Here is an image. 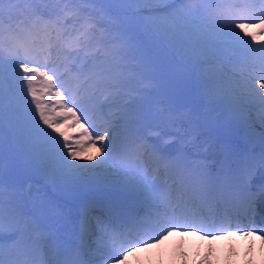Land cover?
<instances>
[{
	"label": "snow or ice",
	"instance_id": "1",
	"mask_svg": "<svg viewBox=\"0 0 264 264\" xmlns=\"http://www.w3.org/2000/svg\"><path fill=\"white\" fill-rule=\"evenodd\" d=\"M245 21L264 34V0H0V264H127L178 230L264 239V43ZM158 59L219 112L214 164L197 107L141 71Z\"/></svg>",
	"mask_w": 264,
	"mask_h": 264
},
{
	"label": "bare ground",
	"instance_id": "2",
	"mask_svg": "<svg viewBox=\"0 0 264 264\" xmlns=\"http://www.w3.org/2000/svg\"><path fill=\"white\" fill-rule=\"evenodd\" d=\"M244 231H250V230L243 229V231H240V233H236V232L223 233V237L227 238L229 246L224 247L220 252H215L218 256L219 255L222 256L220 260L221 263L226 264L227 262H231L232 264H264V243L261 242V238L259 236H256L255 234L244 235L243 234ZM180 236L181 234L174 235L175 238H179ZM162 241L163 239H158V243ZM207 243H209V240L207 241ZM161 244L163 245V243ZM178 244H179L178 241H176L172 247L168 248L169 252L173 251L171 257H169L168 259L169 264H180L181 259L175 252V250L180 251ZM198 244H205V243L199 241ZM155 249L156 247L154 246L141 248L137 253L129 257L127 264H149L147 263L149 258V252L154 251ZM151 257L153 260L152 254ZM194 264H202V263L199 259H197Z\"/></svg>",
	"mask_w": 264,
	"mask_h": 264
},
{
	"label": "rangeland",
	"instance_id": "3",
	"mask_svg": "<svg viewBox=\"0 0 264 264\" xmlns=\"http://www.w3.org/2000/svg\"><path fill=\"white\" fill-rule=\"evenodd\" d=\"M70 6H74V5H70ZM81 8H83V9H85V11L83 12V14L85 15V17H88L90 14L94 17L95 16V13L93 12V6L92 5H90V4H80L79 5ZM198 7H199V5H197ZM105 23L107 22V15H105V21H104ZM254 27V24H249L248 25V28H247V31L248 32H251L252 31V28ZM243 35V34H242ZM142 39H145L144 37H141ZM170 68V67H169ZM170 71L172 72V73H174L175 74V76H176V78H179V75H178V73L175 71V70H173L172 68H170ZM34 87L37 89V91H38V93H41L42 92V85L39 83V81H37L35 84H34ZM168 90H170V91H173L174 93H175V95H174V98L176 97V96H178V97H180L181 95H183L184 94V92H185V86H184V84L183 83H181V84H179L177 87H175V88H167ZM54 91L55 90H53V92L51 93V94H49V98H48V100L46 101L47 102V105H48V107H49V109H51L53 106H54V104H55V101H56V97H55V95H54ZM157 98H164V97H162V96H160V97H157ZM30 99V98H29ZM203 104L206 106L207 105V103H206V101H203ZM57 111H59V109H57ZM53 116H55L56 115V112L54 111L53 113ZM199 116V115H198ZM201 116H199L198 117V120H199V123H200V128H199V131L200 132H202L203 133V135L205 136V140H207L208 142H209V145H212V144H215V146H216V143L215 142H211L210 141V137H209V135L212 137V139L213 140H215V138L213 137V135H212V133H211V127H209V126H207V124L205 123V122H203L204 123V125H203V123L201 122ZM63 123H64V128L62 129L67 135H69V137L71 138L74 134H76V133H78L79 131H78V129H81L80 127L79 128H77V125L76 124H74V120L72 119V118H69V119H67V120H64L63 121ZM69 125H72V126H69ZM208 129H209V131H208ZM82 131V130H81ZM80 131V132H81ZM224 134L227 136V133L226 132H224ZM219 139H222V140H224V138H221V137H219ZM204 140V141H205ZM74 142V141H73ZM209 145H206L205 147L206 148H208L209 150H211L212 148H215V146L214 147H209ZM89 150V151H88ZM203 150L204 149H201V151L203 152ZM85 154L86 155H95V148H86L85 149ZM168 240H169V237L168 238H166L165 239V243H167L168 242ZM188 242H190V240H185V241H183L182 243H181V245L184 247V250H178L177 251V253H178V255H179V257H180V259L182 260L183 259V261H180L181 262V264H189V262H191V261H193L195 258V260H197V259H202V263H204V264H220V256H218L217 254H215V255H211V256H209V257H207V256H205V255H202L203 253H201L200 252V254L198 255L197 254V244L196 245H193L192 247H194V252H192V259L190 260V258L189 257H187V255H188V251L190 250H192L191 248H190V245L191 244H188V245H186ZM216 245H217V242H216ZM217 247H218V245H217ZM201 251H204L202 248H201ZM184 252V253H183ZM205 252V251H204ZM162 252H160V254H161ZM216 256V257H215ZM212 260V261H211ZM162 263V261L160 260V262H157V263H155V264H161Z\"/></svg>",
	"mask_w": 264,
	"mask_h": 264
}]
</instances>
